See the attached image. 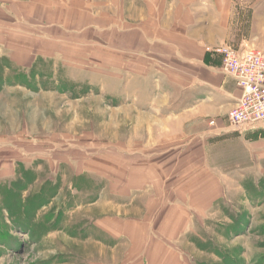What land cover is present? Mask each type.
<instances>
[{
    "label": "rangeland",
    "instance_id": "obj_1",
    "mask_svg": "<svg viewBox=\"0 0 264 264\" xmlns=\"http://www.w3.org/2000/svg\"><path fill=\"white\" fill-rule=\"evenodd\" d=\"M81 1L103 15L100 30L55 47L42 33L26 50L0 40V264H264V126L209 120L197 135L224 139L206 159L218 169L180 168L192 126L160 140V120L196 96L159 53L140 62L144 47L113 45L107 30L110 18L137 27L142 6H172L256 48L264 0Z\"/></svg>",
    "mask_w": 264,
    "mask_h": 264
},
{
    "label": "crops",
    "instance_id": "obj_2",
    "mask_svg": "<svg viewBox=\"0 0 264 264\" xmlns=\"http://www.w3.org/2000/svg\"><path fill=\"white\" fill-rule=\"evenodd\" d=\"M3 1L0 0L2 3ZM6 1L3 9H0V17L9 19L10 26L0 27V40L25 50L29 45L44 46L35 38L41 37L42 33V38L47 40L45 44L55 47L56 43H61L62 37H66L69 33L74 34V38L77 35L81 38L82 32L87 28L94 27L100 30L103 20V15H99L101 13H98L96 7L87 6L88 10H84L81 0H73L79 2L78 7L72 0L69 6L66 0H55L51 4L49 0H20L18 3L14 0ZM140 9L139 23L135 28L122 27L119 23L121 18L108 19L107 30L113 33L112 44L144 47L141 50L143 53L139 51L138 58L140 62L144 60V63L147 57L156 60L153 58L154 52L159 53L158 61L170 68V74L176 85L183 87L187 94H192V97L196 96L195 100H191L190 105L181 112L177 111L172 117L160 120L161 126L165 129H160L158 138L161 140L174 131L182 130V127L192 126L193 134L188 136L192 146L182 149L185 150L188 160L186 165L178 167L218 169L215 166L211 167L206 159L210 156L211 148L225 142L224 139H218L210 133L202 136L197 134L203 132L202 125L209 120L222 123L223 118H227L240 98V92L234 82L221 71L220 57L211 52L214 47L227 44L226 35L212 24L210 15L196 18L190 12L185 13V10L181 12V9L169 6L168 11L152 4L142 6ZM96 10L97 12H94ZM118 10H123L125 14V6H118ZM19 19L24 24L14 25ZM110 20L114 21L110 22ZM254 49L264 53V44H256ZM152 53L151 57L148 56ZM261 126L263 127L264 124L253 129ZM211 142L214 143L211 145ZM175 156L176 154L173 157ZM162 168L165 169V166L138 167V169ZM145 185L149 189L156 190L150 182L149 185L147 183Z\"/></svg>",
    "mask_w": 264,
    "mask_h": 264
},
{
    "label": "built area",
    "instance_id": "obj_3",
    "mask_svg": "<svg viewBox=\"0 0 264 264\" xmlns=\"http://www.w3.org/2000/svg\"><path fill=\"white\" fill-rule=\"evenodd\" d=\"M221 71L240 92V98L227 115L231 130L245 132L264 124V53L250 47L228 44L214 47Z\"/></svg>",
    "mask_w": 264,
    "mask_h": 264
}]
</instances>
